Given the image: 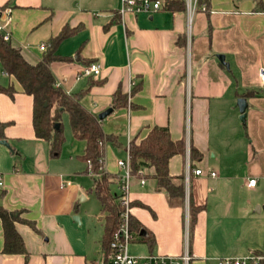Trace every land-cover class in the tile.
<instances>
[{
    "label": "crops",
    "instance_id": "obj_1",
    "mask_svg": "<svg viewBox=\"0 0 264 264\" xmlns=\"http://www.w3.org/2000/svg\"><path fill=\"white\" fill-rule=\"evenodd\" d=\"M120 5L121 0H0V9H12L10 42L31 64L42 60L41 45L63 26L77 28L57 48L73 60L54 61L51 69L68 93L88 88L81 103L98 118L111 109L99 119L120 145L106 144L105 171L121 177L118 161L128 157L130 141L140 142L155 125L168 127L174 140H185V152L169 162L177 182L185 177L183 199L158 188L153 168L131 177L130 212L145 236L130 242L132 254L181 255L188 248L191 264L264 255V82L259 75L264 10L254 9L255 0H211L209 12L196 5L191 11L186 6L121 15ZM88 61L101 65L98 76L84 73ZM0 72V83L16 89L13 96L0 93V120L7 123L5 139L12 147L11 156L0 155V202L24 210L22 216L39 228L18 222L27 254H6L0 219V264L104 263L105 213L91 190L95 176L80 158L85 141L71 129L74 150H64L66 132L60 155L52 157L49 142L34 131L33 97ZM118 89L127 104L114 107ZM252 90L255 94L245 96ZM192 146L201 157L191 158ZM250 178L257 179L254 187ZM111 187L120 194V182ZM92 193L100 215L79 211ZM190 197L201 206L191 232Z\"/></svg>",
    "mask_w": 264,
    "mask_h": 264
},
{
    "label": "trees",
    "instance_id": "obj_2",
    "mask_svg": "<svg viewBox=\"0 0 264 264\" xmlns=\"http://www.w3.org/2000/svg\"><path fill=\"white\" fill-rule=\"evenodd\" d=\"M255 10H264L262 0H255ZM211 0H197V6L210 11ZM162 9L170 11H182L186 9L185 0H164ZM77 28L68 25L63 26L58 34L52 36L45 44L43 58L36 64L29 63L23 56L21 50L14 47L10 40L5 39L0 32V66L3 71L15 78L21 85L22 90L33 97V126L38 138L47 140L50 144V155H60L66 141L63 113H67L73 136L84 140L86 143L84 152L80 158L91 162L90 168L98 177H95L91 190L101 202L104 216V234L102 244L105 251L104 263H107L111 252V242L115 238L124 207L120 199L121 193L112 190V183L120 182L121 177L105 171V146L108 142L118 146V136L106 133L103 130L100 119L89 111L82 103L81 98L88 88L77 92L68 93L57 85L56 77L51 69L54 61H72V56L57 53L58 45L62 40L75 33ZM88 64L93 61H88ZM16 89L13 83L4 85L0 83V93L14 95ZM255 94L248 91L246 95ZM127 104V95L118 89L113 98V106L119 107ZM6 122L0 120V139H5ZM185 140H174L168 127L155 125L146 137L140 142L131 140L129 144V157L132 174L143 176L146 168H153L152 177L156 180L159 189H165L171 198L185 197V177L181 176L176 181L169 169L170 159L176 154H182L186 149ZM191 158H199L202 153L195 147H191ZM89 171V167L87 169ZM192 196V193H190ZM132 205V202H131ZM201 206L195 205L190 197V232L197 221L198 211ZM24 210H9L0 202V219L4 233L3 252L6 254H27L23 236L17 229V223H25L39 232V228L32 220L22 216ZM130 227L134 238L140 234L141 227L131 214ZM138 235V236H137ZM140 238H145L141 235ZM152 242V240H149ZM261 264H264L262 262Z\"/></svg>",
    "mask_w": 264,
    "mask_h": 264
},
{
    "label": "built area",
    "instance_id": "obj_3",
    "mask_svg": "<svg viewBox=\"0 0 264 264\" xmlns=\"http://www.w3.org/2000/svg\"><path fill=\"white\" fill-rule=\"evenodd\" d=\"M164 0H121L119 7V13L121 15L127 13H141V12H157L162 9ZM188 9L193 10L197 5V0H185ZM12 9L10 6H6L0 9V32L4 35L5 39L10 40L11 32L8 29L11 23ZM42 49L46 48V44L41 45ZM84 73L87 75L98 76L101 73V65L97 62L90 63L84 67ZM261 80L264 82V68L259 70ZM89 173L93 176L96 175L90 168L91 162L88 161ZM118 164L124 169V173L121 175V196L122 205L124 207L123 213H121L120 226L115 233V238L111 242V252L108 256L107 263L102 264H191L193 255L188 248L181 255H168L159 253H148L145 255H135L129 251V244L134 238V233L130 227L131 219V200L129 198L130 181L132 177L130 157L128 150V157L118 161ZM189 172V171H188ZM194 173L199 175L202 173L201 168L194 170ZM215 175V172L211 173ZM186 182H189V173L187 174ZM142 184L145 183V179H141ZM257 183L256 178H250L248 185L254 187ZM69 185L67 181L63 185ZM0 185H3V181H0ZM264 262V255L251 254L249 256L240 258H220L218 264H261Z\"/></svg>",
    "mask_w": 264,
    "mask_h": 264
},
{
    "label": "rangeland",
    "instance_id": "obj_4",
    "mask_svg": "<svg viewBox=\"0 0 264 264\" xmlns=\"http://www.w3.org/2000/svg\"><path fill=\"white\" fill-rule=\"evenodd\" d=\"M0 69H1V67H0ZM0 75H1V72H0ZM64 123H65L64 132H65V134H66V132L69 134L68 141L65 144L64 150L71 151L72 149L74 150L75 141L71 142V136H70L71 125H70V122H69V119H68V115H65L64 116ZM5 153H9L8 155L11 156L10 149L8 147H6V146H0V155L3 158H5L4 157L6 155ZM64 155L65 154L63 153V157L62 158L65 157ZM94 176L95 177H98L99 174H96ZM79 211L81 213H95V216H96V214L97 215H100V204H99V202H98V200H97V198H96V196H95L94 193L91 194L90 198L87 201H84V202H82L80 204ZM133 245L134 244L131 243V246H133ZM129 246H130V244H129Z\"/></svg>",
    "mask_w": 264,
    "mask_h": 264
},
{
    "label": "water",
    "instance_id": "obj_5",
    "mask_svg": "<svg viewBox=\"0 0 264 264\" xmlns=\"http://www.w3.org/2000/svg\"><path fill=\"white\" fill-rule=\"evenodd\" d=\"M219 58L224 62V57L223 55H219ZM239 105L242 111V116L241 119L244 120L245 119V108H246V101L245 99H240L239 100ZM111 111V109H108L106 111H104L103 113L99 114V118L103 119L109 112ZM0 145H4L6 147H8L11 151H12V147L9 143V141L7 139H0Z\"/></svg>",
    "mask_w": 264,
    "mask_h": 264
}]
</instances>
